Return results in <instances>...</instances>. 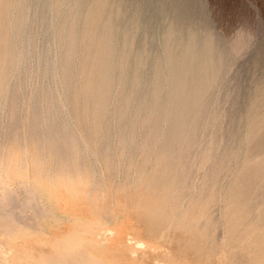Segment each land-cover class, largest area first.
Returning a JSON list of instances; mask_svg holds the SVG:
<instances>
[{
    "label": "rangeland",
    "instance_id": "rangeland-1",
    "mask_svg": "<svg viewBox=\"0 0 264 264\" xmlns=\"http://www.w3.org/2000/svg\"><path fill=\"white\" fill-rule=\"evenodd\" d=\"M7 1L0 0V4L5 3L0 5L3 8H0V13L3 12L0 19L4 17L0 20V30H4L0 31L3 34V38L0 34V92L4 93L3 96L0 94V165L4 163L6 177L14 189L19 180L25 184L38 177L48 185L54 179L57 185L53 187L60 186L58 188L63 192L61 178L67 175L65 181L72 183L79 193L80 214L89 222L78 239L70 236L74 229L77 230L76 224L65 220L52 229L50 235L44 233L43 226L29 220L22 226L27 231L23 228L22 231L32 236L23 233V237L11 238L0 230V264H28L27 260L32 264H100L101 261L103 264H250L252 252L257 253L259 261H264V222L254 211L240 217L241 206L236 204L234 197L240 189V199L252 196L249 202L253 209L264 206V174L254 178L260 185L253 188L251 195L238 185L254 161L264 156V150L253 156L247 150L253 143L250 126L264 117V0ZM95 8L99 9L95 11ZM4 13L7 15L3 16ZM91 15L97 19L92 20ZM88 21L101 26L109 22L115 34L116 54L112 62L116 61L113 63L116 67L109 90L111 106L106 108L109 114L105 111L97 125L91 124V117L82 107L89 102V94L81 91L91 84L88 71L95 60L86 50L90 39L84 35V25ZM169 29L175 34L172 45L175 54L182 52L192 34L198 51L202 41L209 38L214 59L211 60L214 71L210 86L203 95L201 108L190 118L196 125L192 138L195 143L178 144L175 151L172 148V153L161 149L164 146L158 140L165 126L160 127L158 132L162 133L156 134V138L145 140L148 126L142 119L153 106L149 97L150 73L155 62L163 58L162 37ZM125 33L129 43L126 47L132 58L128 63L121 51ZM72 34L76 39L69 45ZM139 53L144 56V64L137 71L133 56ZM18 54L21 57L17 63ZM45 59L49 61L46 63L55 64L58 75L53 77L49 72H43ZM136 72L137 78L139 75L142 80L135 87ZM127 96L129 108L123 107L127 113L121 117L119 110ZM164 99L165 96L162 101ZM52 100L54 108L51 107ZM61 103L62 107L68 104L63 112ZM110 103L107 101L106 106ZM136 109L138 111L134 113ZM133 113L139 116H135L139 121H133ZM207 122L211 124L204 127L202 124L207 125ZM143 127H147L146 132ZM70 132L74 137L71 143H66L64 137ZM84 146L92 151L89 153ZM3 151L11 157H5ZM21 153H26L28 158ZM22 162L24 164L20 166ZM49 171L53 176L49 177ZM22 172L23 177L18 178ZM22 192L21 185L16 193L22 196ZM40 199L47 205L43 195ZM152 208L160 211V219L148 215ZM85 238L91 240V245L87 246ZM90 246L93 252L86 249ZM94 257L102 259L95 261Z\"/></svg>",
    "mask_w": 264,
    "mask_h": 264
},
{
    "label": "bare ground",
    "instance_id": "bare-ground-1",
    "mask_svg": "<svg viewBox=\"0 0 264 264\" xmlns=\"http://www.w3.org/2000/svg\"><path fill=\"white\" fill-rule=\"evenodd\" d=\"M7 1V0H6ZM9 3V1H7ZM100 2V1H99ZM98 2V5L101 3ZM4 5L5 3L2 2ZM13 3V1H12ZM11 3V4H12ZM3 4H0V5H3ZM7 4V3H6ZM76 4V3H75ZM10 5V4H9ZM8 5V6H9ZM7 6V7H8ZM2 6H0L1 8ZM10 7V6H9ZM65 8V7H64ZM101 8V6L99 7ZM97 8V10L99 9ZM3 10V8H1ZM96 8H95V11H97ZM6 11V10H4ZM48 11V10H47ZM3 13V12H2ZM0 13V14H2ZM11 13V12H10ZM94 13V12H93ZM96 13V12H95ZM9 14V13H8ZM99 14V13H98ZM7 14L4 13L3 16H5ZM16 15V13H15ZM21 15V14H20ZM98 16V15H97ZM96 16V17H97ZM8 17V16H6ZM86 17V16H85ZM4 18V17H3ZM1 18V19H3ZM12 18V17H11ZM21 18V17H20ZM91 18L92 20H94V17L91 15ZM91 18L89 20H91ZM0 19V20H1ZM97 18H95L96 20ZM108 19V18H107ZM88 20V19H87ZM94 20V21H95ZM8 21V20H7ZM93 21V23H95ZM89 23L85 24L84 25V35L89 36V42L87 43L86 45V50L89 52L92 53L93 57L95 58V60L91 63L92 64V67L90 68L89 67V73H88V77H89V80L91 81V84L87 85L85 87V90L84 91H81L85 94H89L88 98H89V102L86 103L85 106L82 105V107L84 109H86L87 113L86 112H82V113H86V114H89V116L91 117V124L92 125H97L99 124V120L100 118L102 117V115H104L105 111H106V108H110L111 106V101L109 99L110 97V94H109V90L111 91V76H112V72H113V69H114V66L116 67V65H114L116 61L112 62V59H113V56L116 54V49L114 48V33H113V29L111 28L109 22L106 24V25H103L101 26L100 24H97L98 25H94L92 23H90V21H88ZM92 22V21H91ZM2 23V22H1ZM5 23H7L5 21ZM10 24V23H9ZM7 25V24H6ZM2 28H3V24L1 25ZM14 26V25H13ZM19 27V26H18ZM4 29V28H3ZM7 29V28H6ZM5 29V30H6ZM64 29V28H63ZM2 30V29H1ZM0 30V31H1ZM4 31V30H2ZM9 32V30H8ZM22 32V31H21ZM63 32V31H62ZM72 32V30H71ZM6 33V32H4ZM128 33V32H127ZM1 34V33H0ZM10 34V33H8ZM78 34V33H77ZM2 35V38H3V34ZM19 35V33H18ZM59 35V34H58ZM75 35V34H74ZM64 36V35H63ZM127 34L125 33L124 34V43L125 45L123 46V49L121 50L122 53L124 54L123 56V59L127 62H129V60H132V58L130 59V55H129V49L127 48L128 47V42H127ZM1 37V36H0ZM77 37V36H76ZM85 37V36H84ZM55 38V37H54ZM52 38V39H54ZM75 38V36H74ZM74 38H73V34L72 36L70 35L69 36V40H68V43L69 45L73 43L74 41ZM79 38V37H78ZM77 38V40H78ZM163 41H164V47H165V51H164V55H163V58L160 60L158 59L155 64H154V67L152 69V74L150 73V81H151V91H150V98H151V101L153 102V106L152 108L150 109L149 111V114L145 116L146 113H144L142 119H143V122L148 126V132H146V128L142 129L143 131H145L147 133V137L145 140H152L153 138H156V134L158 133H162V131L158 132V130L160 129V127H163L165 126L164 128V132L162 133V136L160 139L161 144H163L164 148H161V149H164L165 151H169L171 152L175 146H177L178 144H190L191 141H192V138H193V135L195 133V123L191 122L190 121V118H191V114L197 112L200 108H201V105H202V98L204 97V93L205 91L209 88L210 86V83H211V79H212V75H213V69H214V66L212 64V61L211 60H214L212 59L213 57V53H212V48L211 46H213V44H211L209 42V38L208 39H204V41H202L201 43V49L198 51L195 49V42L194 41V36L189 35V38L187 39L185 45H184V48L182 50V52L177 55L173 52L172 50V45L175 41V34L173 32L172 29H169L168 32L166 33V35H164L162 37ZM207 38V37H206ZM57 39V38H56ZM68 39V38H67ZM76 39V38H75ZM84 39V38H83ZM58 40V39H57ZM85 40V39H84ZM131 40V39H130ZM1 41V40H0ZM61 43H62V40H60ZM2 42H3V39H2ZM1 42V44H2ZM63 42H64V39H63ZM79 41H77L78 43ZM116 42V41H115ZM132 42V41H131ZM7 43V42H6ZM25 43V42H24ZM55 43V42H54ZM76 43V42H75ZM76 43V44H77ZM5 44V42H4ZM75 44V45H76ZM81 44V43H80ZM6 45V44H5ZM4 45V46H5ZM127 45V47H126ZM147 45V44H146ZM145 45V46H146ZM14 46V45H13ZM58 46V44H57ZM77 46V45H76ZM75 46V47H76ZM85 46V45H84ZM2 47H3V44H2ZM70 47V46H69ZM131 47V46H130ZM197 47V46H196ZM7 48V47H6ZM20 48V47H19ZM74 49V48H73ZM214 49V48H213ZM49 50V48H48ZM70 50V49H69ZM2 51H5L2 49ZM17 51V50H16ZM53 51V50H52ZM141 51V50H140ZM198 51V52H197ZM7 52V51H6ZM9 52V51H8ZM11 52V51H10ZM26 52V51H25ZM45 52V51H44ZM73 52V51H72ZM118 52V51H117ZM215 53V51H213ZM133 53V52H132ZM217 53V52H216ZM3 54V53H2ZM6 54V53H4ZM21 54V52H20ZM18 54L17 55V58H16V62L17 60L19 59L20 60V57L22 54L20 55ZM149 54V53H148ZM28 55V54H27ZM38 55V54H37ZM73 55V53H72ZM143 54L139 53L135 56H133V60L134 62L136 63V70L139 71V69L143 66L144 64V61H143V57L142 56ZM39 56V55H38ZM69 56V55H68ZM86 56V54H85ZM84 56V58H85ZM122 56V54H121ZM161 56V55H160ZM216 56V55H215ZM218 56V55H217ZM41 57V56H40ZM65 57V56H64ZM76 58V57H75ZM88 58V57H87ZM116 59V57H114ZM2 59V57H1ZM37 59V58H36ZM40 58H38L39 60ZM54 59V58H52ZM219 59V58H218ZM4 60V59H3ZM46 60V59H45ZM73 60V59H72ZM85 60V59H84ZM148 60V59H147ZM215 60L216 57H215ZM22 61V60H21ZM48 60L45 61V63L47 62ZM124 61V62H125ZM16 62L14 63L15 66L17 65ZM49 62V61H48ZM69 62H70V59H69ZM127 62V63H128ZM219 62V60H218ZM18 63V62H17ZM71 63V62H70ZM73 63V62H72ZM71 63V64H72ZM114 63V64H113ZM217 63V62H216ZM221 64V61L219 62ZM1 64V63H0ZM4 64V62L2 63V65ZM23 64V63H22ZM49 63H46L45 64V74H47L48 72L53 76L55 77L56 75H58L56 73V70H55V64L52 63V64H49ZM90 64V65H91ZM121 65V63H119ZM123 64V63H122ZM21 65V64H20ZM135 65V64H134ZM83 66V65H82ZM218 66V65H217ZM221 66V65H220ZM2 67V66H1ZM0 67V68H1ZM24 67V66H23ZM55 67V68H54ZM22 68V67H20ZM69 68V67H68ZM67 68V69H68ZM85 68V67H83ZM82 68V69H83ZM218 68V67H217ZM117 69V68H115ZM142 69V68H141ZM4 70V69H3ZM37 70V69H36ZM35 70V71H36ZM71 70V69H70ZM74 70V69H73ZM81 70V69H80ZM87 70V69H86ZM25 71V70H24ZM85 71V70H84ZM118 71V70H117ZM1 72V70H0ZM42 72V71H41ZM42 72V73H43ZM47 72V73H46ZM74 72V71H73ZM141 72V71H140ZM72 73V72H71ZM78 73V72H77ZM76 73V74H77ZM82 73V72H81ZM84 73V72H83ZM13 74V73H12ZM30 74V73H29ZM34 74V72H33ZM63 74V73H62ZM87 74V73H86ZM118 74V73H117ZM85 75V74H84ZM122 75V74H121ZM141 75V74H140ZM1 76V75H0ZM13 76V75H12ZM52 76H50L52 78ZM64 76V75H63ZM74 76V75H73ZM76 76V75H75ZM135 77V87L136 86H139V82H140V79H139V75H138V78H137V72L136 74L134 75ZM147 76V75H146ZM15 77V76H14ZM142 77V76H141ZM13 78V77H12ZM29 78V77H28ZM58 78V77H57ZM60 78V76H59ZM65 78V77H64ZM72 78V77H70ZM69 78V80H70ZM32 79V78H31ZM54 79V78H52ZM77 80V79H76ZM83 80V79H82ZM88 80V79H87ZM113 80V79H112ZM142 80V79H141ZM5 81V80H4ZM9 81V80H8ZM71 81V80H70ZM13 82V81H12ZM11 82V83H12ZM59 82V81H58ZM83 82V81H82ZM114 82V81H113ZM8 83V82H7ZM60 83V82H59ZM1 84V82H0ZM10 84V83H8ZM31 84V83H30ZM7 85V84H6ZM3 86V89L6 87ZM83 85V84H82ZM86 85V82L85 84ZM60 86V85H59ZM77 86V85H76ZM24 87V86H23ZM83 87V86H82ZM22 89V88H21ZM78 89V88H76ZM83 89V88H82ZM142 89V88H141ZM2 90V89H1ZM49 90V89H48ZM75 90V89H74ZM138 90V89H137ZM20 91V90H19ZM33 91V90H32ZM36 91V89H35ZM78 91V90H77ZM118 91V90H117ZM4 92V91H2ZM8 92V91H7ZM49 92V91H48ZM58 92V91H56ZM80 92V91H79ZM34 93V91H33ZM82 93V94H83ZM113 92H111L112 94ZM116 93V92H115ZM1 94V92H0ZM4 94V93H2ZM1 94V95H2ZM22 94V93H21ZM50 94H53L52 92ZM61 94V93H60ZM59 94V95H60ZM6 95V93H5ZM49 95V94H48ZM77 95V94H76ZM3 96V95H2ZM83 96V95H82ZM81 96V97H82ZM87 96V95H86ZM112 96V95H111ZM136 96V95H135ZM139 96V95H138ZM165 96V101H162L163 97ZM53 97V96H52ZM74 97L76 98H80L79 95L78 96H75ZM117 97V96H116ZM119 97V96H118ZM51 97L49 96V99ZM69 97H67L66 99H68ZM86 97V99H88ZM115 98V97H114ZM122 98V97H121ZM1 99V98H0ZM30 99V98H28ZM48 99V98H47ZM58 99V98H57ZM82 99V98H80ZM204 99V98H203ZM3 100V99H2ZM64 100V99H63ZM75 100V99H74ZM79 99H77L78 101ZM133 102H134V99H132ZM142 100V99H141ZM46 101V100H45ZM60 101V100H59ZM65 101V100H64ZM86 101V100H85ZM107 101L110 103L109 107L106 106L107 104ZM113 101V100H112ZM29 102V100H28ZM32 102V101H31ZM41 102V101H40ZM53 100L51 101V107H53ZM63 102V101H61ZM67 102V101H66ZM65 102V103H66ZM70 102V101H69ZM79 102V101H78ZM33 103V102H32ZM35 104L36 101L34 102ZM50 103V102H49ZM60 103V102H59ZM115 103V102H114ZM117 103V102H116ZM128 103H129V97H125L124 98V101H123V106L121 107V109L119 110V113L122 117V114H126L127 112L125 111V108H123L124 106L128 107ZM2 104V102H1ZM39 104V103H38ZM72 104V103H71ZM70 104V105H71ZM78 104V103H77ZM83 104V103H81ZM113 104V103H112ZM133 104V103H131ZM152 104V103H151ZM21 104H19L20 106ZM61 107L64 106L63 103L60 104ZM76 105V103H75ZM34 106V104H33ZM50 106V105H49ZM81 105L78 104V107H80ZM113 106V105H112ZM117 106V105H116ZM132 106V105H131ZM49 107V110H51V112L53 111L52 108ZM68 107V104L67 106ZM66 107H62L61 110L63 112V108H66ZM77 107V106H76ZM77 107V108H78ZM147 107V105H146ZM16 108V107H15ZM19 108V107H18ZM48 108V107H47ZM60 108V107H59ZM123 108V109H122ZM129 108V107H128ZM31 109V108H30ZM79 109V108H78ZM81 109V108H80ZM127 109V108H126ZM138 109V108H137ZM135 110V112H137L138 110ZM146 109V108H145ZM144 109V110H145ZM109 110V109H108ZM107 110V111H108ZM116 110V109H115ZM114 110V111H115ZM142 110V109H141ZM140 110V111H141ZM147 110V109H146ZM145 110V111H146ZM55 111V110H54ZM67 111V109H66ZM69 111V109H68ZM67 111V112H68ZM79 111V110H78ZM84 111V110H82ZM106 111V112H107ZM112 111V110H111ZM66 112V113H67ZM113 112V111H112ZM147 112V111H146ZM229 112V111H228ZM43 113V112H42ZM47 113V112H46ZM45 113V114H46ZM65 113V112H64ZM71 113V112H70ZM77 113V112H76ZM109 114V112H107ZM133 113V121L135 120L136 122V119L137 117L135 116H138V115H135ZM139 113V112H138ZM200 113V112H199ZM44 114V113H43ZM48 114V113H47ZM52 114V113H51ZM73 114V113H72ZM79 114H80V111H79ZM84 114V115H86ZM114 114V113H113ZM197 114V113H196ZM67 115V114H66ZM71 115V114H70ZM82 115V114H81ZM107 115V114H106ZM115 115V114H114ZM105 116V115H104ZM109 116V115H108ZM112 116V115H111ZM116 116V115H115ZM142 116V115H141ZM202 116V115H201ZM207 116V115H206ZM13 117V116H12ZM83 117V116H82ZM87 117V115L85 116V118ZM139 117V116H138ZM197 117V116H195ZM39 118V117H38ZM43 118V117H42ZM41 118V119H42ZM47 118V117H46ZM84 118V117H83ZM82 118V121L84 120ZM89 118V117H88ZM87 118V119H88ZM119 118V117H118ZM208 118V117H207ZM49 119H51V117H49ZM47 118V120H49ZM76 119V118H75ZM79 119V117H78ZM105 119V118H103ZM130 119V118H129ZM194 119V118H193ZM210 119V118H209ZM22 120V119H21ZM36 120V119H35ZM39 120V119H38ZM56 120V119H55ZM102 120V119H101ZM112 120V118H111ZM120 120V119H119ZM131 120V119H130ZM205 120V119H204ZM86 121V120H85ZM106 121V119H105ZM104 121V122H105ZM113 121V120H112ZM137 121H139V118L137 119ZM211 121V120H210ZM22 122V121H21ZM25 122V121H24ZM50 122H52V120H50ZM59 122V121H58ZM80 122V120H79ZM101 122V121H100ZM128 123H130L129 121H127ZM199 122V121H198ZM44 123V122H43ZM42 123V124H43ZM102 123V122H101ZM112 123V122H111ZM143 123V124H144ZM50 124V123H49ZM85 124V123H84ZM131 126L133 125L132 122L130 123ZM129 124V125H130ZM136 124V123H135ZM138 124V123H137ZM208 122H207V125L205 124H202L205 126H208ZM211 124V122H210ZM209 124V125H210ZM45 125V124H44ZM51 125V124H50ZM49 125V126H50ZM73 125V124H72ZM102 125V124H101ZM101 125H100V128H101ZM104 125V124H103ZM106 125V124H105ZM142 125V124H141ZM53 126V125H52ZM59 126V125H58ZM64 126V125H63ZM78 126V125H77ZM87 127H89L87 124H86ZM85 126V127H86ZM113 126V125H112ZM135 126V125H134ZM143 126V125H142ZM26 127V126H25ZM84 127V126H83ZM86 127V128H87ZM129 127V126H128ZM137 127V126H136ZM203 127V126H202ZM203 127V128H204ZM221 127V126H220ZM10 128V126H9ZM68 128V127H67ZM113 128V127H112ZM111 128V129H112ZM91 129V126L90 128ZM99 129V128H98ZM110 129V130H111ZM132 129V128H130ZM138 129V128H136ZM198 129V127H197ZM36 130V129H35ZM51 130V129H50ZM68 130V129H67ZM74 130V129H72ZM125 130V129H124ZM129 130V129H128ZM161 130V129H160ZM100 131V130H99ZM126 131V130H125ZM135 130H132V132H134ZM250 133H251V137H252V144L247 148V150L249 151L250 154L255 155V153L257 154L258 152L261 153L262 150H264V117L263 118H260L259 122L258 123H253L252 126H250V129H249ZM24 132V131H23ZM47 132V131H46ZM52 132V131H51ZM66 132V131H65ZM63 132V133H65ZM111 132V131H109ZM127 132V131H126ZM131 132V133H132ZM137 132V131H136ZM203 132V131H202ZM68 133V132H67ZM73 133V132H72ZM70 132V135H67L66 137H64V141L66 143H71L72 142V136L74 137V134H72ZM129 133V132H128ZM135 133V132H134ZM144 133V132H143ZM107 134H108V131H107ZM110 134V133H109ZM198 134V133H197ZM24 135V134H23ZM42 135V134H40ZM65 135V134H64ZM138 135H139V132H138ZM161 135V134H160ZM136 136V135H135ZM195 136V135H194ZM198 136V135H197ZM217 136V135H216ZM60 137V136H59ZM113 137V136H112ZM142 137V136H141ZM209 137V136H208ZM110 138V137H108ZM243 138V137H242ZM48 139V138H47ZM84 139V138H83ZM90 139V138H89ZM95 138H93L94 140ZM74 140V139H73ZM88 140V139H87ZM92 140V141H93ZM113 140V139H112ZM144 140V139H143ZM156 140V139H155ZM154 140V141H155ZM157 140V141H158ZM206 140V139H205ZM251 140V139H250ZM249 140V141H250ZM76 141V140H75ZM79 141V140H78ZM85 141V140H84ZM97 141V139L95 140ZM197 141V140H196ZM202 141V140H201ZM248 141V140H247ZM113 142V141H112ZM193 142V141H192ZM205 142V141H204ZM83 143V142H82ZM145 143V142H144ZM151 143V142H150ZM154 143V142H153ZM195 143V142H193ZM43 144V143H42ZM80 144V142H79ZM85 144V143H83ZM113 144V143H112ZM126 144V143H125ZM135 144V143H134ZM156 141H155V145H156ZM159 144V143H158ZM217 144V143H216ZM215 144V145H216ZM78 145V144H77ZM95 145V144H94ZM129 145V144H128ZM139 145V143H138ZM146 145V143H145ZM192 145V144H191ZM88 146V145H87ZM111 146V145H110ZM148 146V145H146ZM183 146V145H182ZM85 147V146H84ZM93 147V146H92ZM158 147V146H157ZM162 147V145H161ZM219 147V144L218 146ZM25 148V147H24ZM78 148V147H77ZM109 148V147H108ZM144 148H146L144 146ZM176 148V147H175ZM175 148H174V151H175ZM191 148V146H190ZM212 148V146H211ZM80 149L82 151V146H80ZM85 149L89 152H91L92 150L89 149L88 147H85ZM138 149V147H137ZM209 149V148H207ZM18 150V149H17ZM69 150V148H68ZM109 150V149H108ZM160 150V149H159ZM181 150V149H180ZM187 150V149H185ZM212 150V149H211ZM246 150V149H245ZM78 151V150H77ZM94 151V149H93ZM127 151V150H126ZM206 151V150H205ZM209 151V150H208ZM9 152V150H8ZM25 152V150H24ZM67 152V151H66ZM86 152V151H84ZM89 152V153H90ZM212 152V151H211ZM52 153V152H51ZM95 153V151H94ZM102 153V152H101ZM172 153V152H171ZM243 153V152H242ZM246 153V151H245ZM3 154H5V157L7 156H10L9 153H7L8 155H6V153H4L3 151ZM20 154V153H19ZM21 154H24L25 158H28V156L26 155V153H21ZM106 154V153H105ZM133 154V153H132ZM180 154V153H179ZM181 154H185V153H181ZM208 155H211L209 154V152H207ZM16 156V153L14 154ZM101 155V154H100ZM207 155V156H208ZM13 156V155H12ZM19 156V155H18ZM82 156V155H81ZM11 157V156H10ZM9 157V158H10ZM21 159L20 160H23V162H25L24 160L25 159H22L24 157L20 156ZM74 157V155H73ZM212 157V155H211ZM68 158V157H67ZM84 158V157H83ZM93 158V157H92ZM180 158V157H179ZM79 159V158H78ZM176 159V158H175ZM28 160V159H27ZM26 160V161H27ZM98 161V160H97ZM21 163L22 165L20 166H23L24 163ZM36 162V161H35ZM3 163V162H2ZM7 163V162H6ZM26 163V162H25ZM38 163V162H37ZM172 163V162H171ZM234 163V162H233ZM4 164V163H3ZM1 164L0 165V230L1 232H3V235L5 236H10L11 238H14L16 236H19V235H22L23 237V233L24 235H28L30 233H25L23 231H27V230H24V227L23 224H24V221L26 220H29L35 224H39L40 226H43L42 230L44 231V233L50 235L51 232H52V229H54L55 227L58 226V224H60L62 222V220H65V221H69V222H72L74 224H76V228L77 230H73L74 234H70V236L72 238H81L82 237V231L81 230H85V225L89 222V220L87 219V217L83 216L82 214H80V207H79V204H78V199L79 196H78V191L73 187L72 183L70 184V182L68 181H65V177L67 175H65L64 178H61L62 179V186H64V190L63 192L60 191V186H58L57 188L56 187H53L54 185H57L55 182H54V179L53 181L50 183V185L48 184H45L43 183L42 181H40L38 179V177H33V179H30V181H27L25 184L19 180L18 182L19 183H16L18 184V187H20L22 185V188H23V194L22 196H19L16 191L18 190V187L16 189L12 188L7 177H6V172L4 168ZM29 164V163H28ZM27 164V165H28ZM36 164V163H35ZM92 164V163H91ZM173 164V163H172ZM251 164V163H250ZM174 165V164H173ZM179 165V164H178ZM18 166V164H17ZM16 166V168H17ZM29 166V165H28ZM19 167V166H18ZM42 167V166H41ZM40 167V168H41ZM79 167V166H78ZM179 167V166H178ZM25 166L22 167V169L24 170ZM27 168V167H26ZM37 168V166L35 167ZM211 168V166H210ZM29 169V167H28ZM70 169V168H69ZM27 169H25L26 171ZM42 170V168H41ZM210 170V169H209ZM208 170V171H209ZM43 171V170H42ZM191 171V170H190ZM15 172V171H14ZM12 172V173H14ZM18 172V171H16ZM37 172V171H36ZM71 172V170H70ZM44 173V172H43ZM42 173V174H43ZM47 173V171H46ZM48 173H50V176H53V174L51 175V172L49 171ZM72 173V172H71ZM78 173H79V170H78ZM30 174V173H29ZM40 174V173H39ZM245 178L242 180V182H240L238 185H240V187H242L243 189V192L245 193H250L253 188H255L257 185H260L257 181H255L254 178H257L259 175H262L264 174V156H262L260 159H257L254 161V164L248 168L245 172ZM34 175V173H33ZM38 175V174H37ZM23 177V172L22 174L19 175L18 178L20 177ZM35 176V175H34ZM42 176V175H41ZM48 176V175H47ZM46 174H45V177H47ZM58 176H61V175H58ZM56 175V177H58ZM73 176V174H72ZM81 176L78 174V177ZM30 177V175H29ZM48 177V178H49ZM82 177V176H81ZM263 177V176H262ZM25 178V177H24ZM31 178V177H30ZM42 178V177H41ZM43 178H44V175H43ZM53 178V177H52ZM51 178V179H52ZM69 178V176H68ZM264 178V177H263ZM46 179V178H44ZM73 180V178H71ZM83 178H81L80 180H82ZM23 180V179H22ZM50 180V178L48 179V181ZM71 180V181H72ZM85 180V179H84ZM93 180V179H92ZM12 181V180H11ZM10 181V182H11ZM24 181V180H23ZM75 181V180H74ZM47 182V181H46ZM61 182V181H60ZM76 182V181H75ZM94 182V181H93ZM83 183V182H82ZM74 184V182H73ZM77 184V183H76ZM80 184V183H79ZM90 184L92 185V182H90ZM95 184V183H94ZM20 185V186H19ZM83 185V184H82ZM75 186V185H74ZM21 189V188H20ZM257 189V188H255ZM264 189V187H263ZM262 189V190H263ZM261 190V191H262ZM22 191V190H21ZM239 191V192H238ZM234 197H235V202L236 204L241 208V213L239 214V216H243L244 214H249V212L251 211H254L255 214H257V216L259 217L260 221L264 222V209L262 206V209L260 208H255L253 209V205H251V201L249 202V199L252 198L249 197V199H240L239 198V193H241L242 190H238ZM260 191V190H259ZM264 191V190H263ZM90 192V191H89ZM90 194V193H89ZM256 194V193H255ZM44 197V199L46 200L47 202V205H44L41 203V199L40 197ZM251 195V193L249 194ZM263 195V194H262ZM254 196V195H253ZM263 197V196H262ZM95 200V199H94ZM93 200V202H94ZM112 212V211H110ZM247 214V215H248ZM148 215L151 216V218H154V217H158L157 219H160V211L156 208H152L149 210L148 212ZM166 216V215H164ZM168 216V214H167ZM169 216H171V214H169ZM172 217V216H171ZM257 217V218H258ZM163 218V217H162ZM256 218V217H255ZM43 219V220H42ZM93 220L100 223V221L93 217ZM258 220V219H257ZM151 221V220H150ZM169 221V220H168ZM28 222V221H27ZM26 222V223H27ZM102 222V221H101ZM261 223V222H260ZM25 225V224H24ZM28 226V225H27ZM22 228H23V231H22ZM58 228V227H57ZM217 228V227H216ZM32 229V228H31ZM34 232L36 230L32 229ZM32 230H29V231H32ZM80 230V231H79ZM34 232H31L33 233L34 235ZM37 232V231H36ZM35 232V233H36ZM37 234V233H36ZM35 234V235H36ZM31 235V234H30ZM27 236V237H28ZM32 236V235H31ZM67 237V235H65ZM21 237V236H20ZM10 238V239H11ZM9 239V238H8ZM9 239V240H10ZM61 240V239H60ZM10 241H13V240H10ZM9 241V242H10ZM8 242V243H9ZM85 242L87 243V246L88 245H91V240L90 239H87L85 238ZM140 242V241H139ZM138 242V243H139ZM141 243V242H140ZM264 243V242H262ZM134 245H137V244H134ZM142 245V244H141ZM140 246V245H139ZM86 249H89L88 252H93L92 251V248L90 246V248H86ZM241 255V254H240ZM12 256V255H11ZM10 257L9 260H10ZM25 256V255H24ZM29 255H26V258L28 257ZM64 256V255H62ZM67 256V255H66ZM95 256V255H94ZM101 256V255H100ZM23 256H21L20 258L18 259H21ZM65 257V256H64ZM96 257V256H95ZM94 257V258H95ZM239 257V256H238ZM250 257V256H249ZM30 259V257H28ZM73 258V257H72ZM104 258V257H103ZM2 259V258H1ZM39 259V258H38ZM102 258H95V261H100ZM23 260V259H22ZM25 260V258H24ZM69 260V259H68ZM29 261L28 264H32L31 260H27ZM26 261V262H27ZM238 261V260H237ZM13 262V261H12ZM48 263V262H47ZM100 264H103V262H99ZM249 263V262H248ZM98 264V263H97ZM250 264H264V261H259L258 259V255L256 252H252V258H251V263Z\"/></svg>",
    "mask_w": 264,
    "mask_h": 264
}]
</instances>
